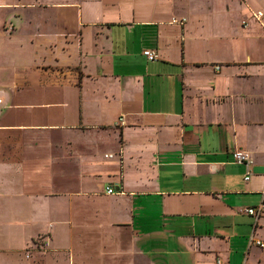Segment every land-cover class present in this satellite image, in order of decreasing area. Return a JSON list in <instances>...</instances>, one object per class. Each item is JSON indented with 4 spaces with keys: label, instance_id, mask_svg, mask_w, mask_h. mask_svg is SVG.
<instances>
[{
    "label": "crops",
    "instance_id": "0c3cea01",
    "mask_svg": "<svg viewBox=\"0 0 264 264\" xmlns=\"http://www.w3.org/2000/svg\"><path fill=\"white\" fill-rule=\"evenodd\" d=\"M199 2L0 0V264H264V11Z\"/></svg>",
    "mask_w": 264,
    "mask_h": 264
},
{
    "label": "rangeland",
    "instance_id": "374dc122",
    "mask_svg": "<svg viewBox=\"0 0 264 264\" xmlns=\"http://www.w3.org/2000/svg\"><path fill=\"white\" fill-rule=\"evenodd\" d=\"M199 1H200L199 2L200 5H203L202 0H199ZM213 1L215 2V5L212 9H210V11L204 12L207 9H202L203 8L202 6L199 8L197 7L198 10L196 11V13H198V15L202 17L204 16L202 13H208L210 15L214 11V8H217L215 9L216 14L212 15L211 18L208 19V22H211L212 24L215 23V26L212 27L213 30L212 29L210 30L216 32V34L218 33L223 36H238L239 34H241V32L243 34V31L241 28L242 26L244 28H247L251 18L249 14L247 17H244L242 19V25H240V28L238 24H236V23H239L237 21H239V15H240L237 12L238 0H213ZM240 3H242V1ZM251 3L253 6H256V4H259V6L262 7L260 9L264 11V0H251ZM208 4L210 3L208 2L205 3V5H208ZM263 22H264V18H263ZM257 30L259 29L258 28L252 29V32L257 31ZM254 46H256L255 50L257 49L255 52H259L261 56H264V38L261 41H259V43L254 44Z\"/></svg>",
    "mask_w": 264,
    "mask_h": 264
},
{
    "label": "built area",
    "instance_id": "2783aa9c",
    "mask_svg": "<svg viewBox=\"0 0 264 264\" xmlns=\"http://www.w3.org/2000/svg\"><path fill=\"white\" fill-rule=\"evenodd\" d=\"M263 16V13L262 12H252V17L256 20V21H260V19L262 18ZM184 22V20L182 21H174V23H177V24H180L182 25ZM144 56L149 60V61H157L159 58H158V55L157 53L155 52H152V51H145L144 52ZM232 157H233V161L235 164H238V165H243L245 166L246 170H247V173H246V176H245V181H248L250 180V177H251V171H250V168L253 164V160H252V157L251 155L246 152V151H243V150H236L233 152L232 154ZM106 193L108 195H114V194H123L122 191H115L114 188L112 186H108L106 188ZM243 212L245 214H247L248 216L254 218V221H255V225H257L258 221L264 217V206H258V207H248V208H245L243 210ZM252 243H254V245L258 246V247H261L263 248L264 247V242L261 241V240H254L252 239L251 240ZM216 264H224L223 261L218 258L216 260Z\"/></svg>",
    "mask_w": 264,
    "mask_h": 264
}]
</instances>
